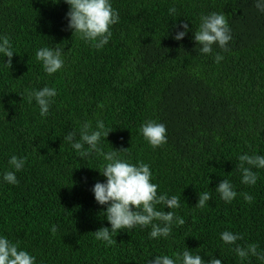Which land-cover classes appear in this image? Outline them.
<instances>
[{
	"label": "trees",
	"instance_id": "16d2710c",
	"mask_svg": "<svg viewBox=\"0 0 264 264\" xmlns=\"http://www.w3.org/2000/svg\"><path fill=\"white\" fill-rule=\"evenodd\" d=\"M113 7L120 20L97 50L67 29L64 0H0V33L17 51L12 68L0 56V173L11 155L27 158L19 185L0 182V234L37 264H146L150 255L188 248L240 264L219 233L239 232L240 244L264 248V169H253L258 183L247 186L235 168L239 154L264 155V13L256 0H113ZM212 12L226 15L233 35L230 51L214 45L225 57L219 64L193 39L200 16ZM184 22L192 32L176 41L175 25ZM45 46L65 50V66L53 76L35 59ZM45 85L59 93L47 118L27 99ZM148 119L166 124L163 147L153 149L140 135ZM99 120L115 129L104 139L106 152L130 148L121 155L151 165L158 193L180 196L176 211L186 223L169 239H149L150 227L121 230L108 247L95 239V231L111 227L90 190L106 180L93 169L104 161H84L63 138ZM223 178L254 202L221 200L215 188ZM203 191L212 199L201 209Z\"/></svg>",
	"mask_w": 264,
	"mask_h": 264
},
{
	"label": "clouds",
	"instance_id": "9594fccd",
	"mask_svg": "<svg viewBox=\"0 0 264 264\" xmlns=\"http://www.w3.org/2000/svg\"><path fill=\"white\" fill-rule=\"evenodd\" d=\"M59 3V0H54ZM69 5L66 13L67 29L73 31L85 43L97 50H102L112 39V28L120 20V14L113 7V0H64ZM256 7L264 13V0H256ZM169 15L177 14L176 7L168 9ZM177 29L174 39L182 41L189 32H192L187 22L176 24ZM182 29V30H181ZM194 41L199 45L200 54H214L215 62L219 64L225 59L223 55L214 53V45H218L225 52L230 51L229 42L232 41V29L225 14L212 12L200 16L199 28L193 35ZM17 54L10 35L0 33V56L7 57L4 66L12 68V58ZM35 59L41 63L43 71L53 76L65 66V50L59 47H41L36 50ZM55 86L45 85L39 89H32L27 93L28 103L35 101L39 108V115L47 118L50 114L55 98L58 96ZM24 98V97H23ZM115 129L105 125L103 120L96 122L93 127L91 122H84L79 131L68 132L63 141L67 142L79 158L84 161L101 158L104 163L98 169L106 180L97 181L90 189L95 201L101 206H106L104 217L111 227H101L95 231V239L103 242L108 247L116 243L114 236L121 230H133L136 228H149V239H169L175 227L184 226L185 218L176 210L182 207L178 195H169L167 192H159L160 185L154 183L151 165L144 161L136 163L125 159L121 154L128 149L111 151L104 150V139ZM143 139L153 148L163 147L168 142L167 126L164 123L148 119L140 124L138 129ZM26 157L11 155L8 160L9 168L0 173V182L10 185H19L17 173L26 165ZM236 169L240 173L241 183L247 186H255L259 180V173L253 169H264V155L239 154ZM220 199L231 204L238 195L251 204L254 197L247 193H238L230 179L223 178L215 188ZM196 207L205 208L212 199L210 191L199 192ZM159 206V207H158ZM171 209L165 211V209ZM57 231L56 226L52 232ZM219 239L223 245L229 246L239 258L240 264H251L255 257L257 264H264V248L258 242L240 244L244 239L243 234L232 230H224L219 233ZM207 255V254H206ZM208 256V255H207ZM199 252L194 253L190 248L178 254H153L146 264H224L221 256H208ZM0 264H37V257L12 241L7 235L0 234Z\"/></svg>",
	"mask_w": 264,
	"mask_h": 264
}]
</instances>
